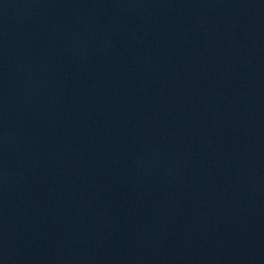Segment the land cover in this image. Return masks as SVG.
I'll use <instances>...</instances> for the list:
<instances>
[{"label": "water", "instance_id": "obj_1", "mask_svg": "<svg viewBox=\"0 0 264 264\" xmlns=\"http://www.w3.org/2000/svg\"><path fill=\"white\" fill-rule=\"evenodd\" d=\"M0 264H264V0H0Z\"/></svg>", "mask_w": 264, "mask_h": 264}]
</instances>
